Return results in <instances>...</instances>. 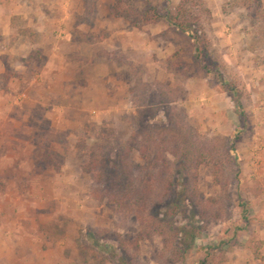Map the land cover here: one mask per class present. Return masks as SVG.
<instances>
[{
  "label": "rangeland",
  "instance_id": "rangeland-1",
  "mask_svg": "<svg viewBox=\"0 0 264 264\" xmlns=\"http://www.w3.org/2000/svg\"><path fill=\"white\" fill-rule=\"evenodd\" d=\"M0 264H264V0H0Z\"/></svg>",
  "mask_w": 264,
  "mask_h": 264
},
{
  "label": "trees",
  "instance_id": "trees-1",
  "mask_svg": "<svg viewBox=\"0 0 264 264\" xmlns=\"http://www.w3.org/2000/svg\"><path fill=\"white\" fill-rule=\"evenodd\" d=\"M167 21L169 22V24H171V25H175L176 24V26L177 27H180V29H178L179 31H185L186 30V28H185V25L184 24H179V23H174L171 19H169V18H167Z\"/></svg>",
  "mask_w": 264,
  "mask_h": 264
}]
</instances>
